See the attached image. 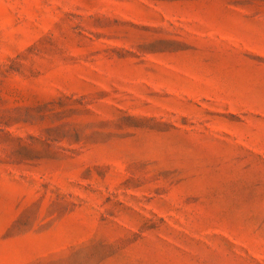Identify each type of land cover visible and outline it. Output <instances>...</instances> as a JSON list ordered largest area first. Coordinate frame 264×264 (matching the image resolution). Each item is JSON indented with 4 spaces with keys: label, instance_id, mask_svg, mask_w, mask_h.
<instances>
[{
    "label": "rangeland",
    "instance_id": "1",
    "mask_svg": "<svg viewBox=\"0 0 264 264\" xmlns=\"http://www.w3.org/2000/svg\"><path fill=\"white\" fill-rule=\"evenodd\" d=\"M0 264H264V0H0Z\"/></svg>",
    "mask_w": 264,
    "mask_h": 264
}]
</instances>
